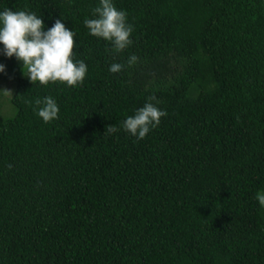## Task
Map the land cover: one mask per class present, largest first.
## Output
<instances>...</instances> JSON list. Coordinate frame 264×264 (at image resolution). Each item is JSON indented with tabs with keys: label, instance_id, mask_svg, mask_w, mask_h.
Wrapping results in <instances>:
<instances>
[{
	"label": "trees",
	"instance_id": "16d2710c",
	"mask_svg": "<svg viewBox=\"0 0 264 264\" xmlns=\"http://www.w3.org/2000/svg\"><path fill=\"white\" fill-rule=\"evenodd\" d=\"M114 2L134 25L122 52L83 23L99 0H0L63 16L88 65L41 85L0 53V264H264V0ZM152 94L167 115L137 140L122 121Z\"/></svg>",
	"mask_w": 264,
	"mask_h": 264
},
{
	"label": "clouds",
	"instance_id": "9594fccd",
	"mask_svg": "<svg viewBox=\"0 0 264 264\" xmlns=\"http://www.w3.org/2000/svg\"><path fill=\"white\" fill-rule=\"evenodd\" d=\"M92 16L84 18V25L90 35L111 43L116 52H122L133 44L134 25L128 21L126 10L118 8L114 0H99L92 8ZM63 16L57 17L50 27L42 15L36 12L12 8L0 10V53L8 58L15 57L20 62L22 73L30 82L47 85L50 82H62L67 86H77L84 82L88 72L85 60L76 58L74 40L77 33L73 28L66 27ZM135 53L126 58L127 66L138 61ZM6 64L0 62V73L6 72ZM125 64L113 62L109 71H122ZM34 103L37 115L45 122L58 118L60 111L56 99L51 95L37 98ZM160 101L155 94L150 95L145 103L136 108L134 113L127 115L122 121L125 132L136 137L145 138L161 123V117L167 115L165 109L159 107ZM115 126L106 128L108 133L117 132ZM255 199L264 208V189H258Z\"/></svg>",
	"mask_w": 264,
	"mask_h": 264
},
{
	"label": "rangeland",
	"instance_id": "374dc122",
	"mask_svg": "<svg viewBox=\"0 0 264 264\" xmlns=\"http://www.w3.org/2000/svg\"><path fill=\"white\" fill-rule=\"evenodd\" d=\"M12 89L13 86L10 82L0 80V117L2 118L9 117L14 114L10 98ZM2 91H5L4 95L2 94Z\"/></svg>",
	"mask_w": 264,
	"mask_h": 264
}]
</instances>
